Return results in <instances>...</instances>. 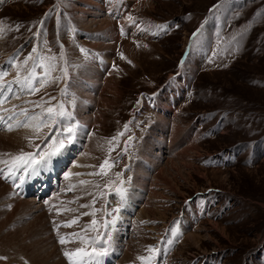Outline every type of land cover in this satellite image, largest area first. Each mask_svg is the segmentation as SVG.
<instances>
[{"label": "rangeland", "instance_id": "1", "mask_svg": "<svg viewBox=\"0 0 264 264\" xmlns=\"http://www.w3.org/2000/svg\"><path fill=\"white\" fill-rule=\"evenodd\" d=\"M122 1L125 20L104 0H0V84L11 89L0 96V161L51 150L67 123L89 127L65 140L46 189L59 156L36 174L0 177V264H38L32 253L55 246L57 264H69L65 250L91 252L98 236L100 264H152L160 239V264H264V0ZM105 62L108 72L84 77ZM33 68L36 92L15 82ZM60 104L74 121L53 125L44 110ZM73 217L59 235L88 244L59 243L54 221Z\"/></svg>", "mask_w": 264, "mask_h": 264}, {"label": "snow or ice", "instance_id": "2", "mask_svg": "<svg viewBox=\"0 0 264 264\" xmlns=\"http://www.w3.org/2000/svg\"><path fill=\"white\" fill-rule=\"evenodd\" d=\"M129 20H132V17H128ZM2 31V29H0ZM123 31V30H122ZM36 49H33V52H35ZM82 51H84L82 49ZM28 59H33L32 56H29ZM45 58L41 57V64L40 67H44L43 61ZM25 64H27V60L24 61ZM7 75L6 72H0V81L3 80L4 76ZM36 73L33 68L32 72L29 73L28 76L24 77L23 79L20 78L19 73L17 74L16 78V83L21 85L22 87H25L29 89L32 92L39 91V88L33 87V81L36 80ZM48 81L45 79H41L39 81L40 87H45L47 85ZM10 87L5 89V87L0 84V96H3L5 91H10ZM6 99V97H5ZM54 99V98H52ZM3 103V100H0V104ZM25 115H27L26 110H22ZM47 113V121H51L53 125L58 124L60 120H65V121H74V117L72 113L66 112L64 109V105L60 104L58 108L56 107H48L44 110ZM11 119V117H9ZM34 119V118H33ZM0 123H6L5 119L3 116H0ZM22 126L27 127L28 125L25 123ZM41 126L47 127L48 124L46 122L41 123V125H37V130ZM8 130H12V125L8 124L7 125ZM82 127V125H79L78 123H67L63 130L59 132V135H53L49 139L46 137V139H49V144L46 145V148H50L51 150H48L47 152L45 151H40L38 154L37 153H31V152H23L21 151L18 155L11 157V161H0V163H4L8 165V170L7 172L3 169L0 168V177L4 178L5 180L8 179H13L15 180L16 178V173L23 168L25 172H28L29 169L31 170V174H36L38 173V168L37 164H39L40 167H46L48 164L51 163L52 159L56 156H59L62 154L63 149L66 147L65 145V140L67 141L68 144H71L74 142V137L76 135V130ZM125 128H127V125H125ZM123 133H120L118 135H122ZM36 147L39 148V145ZM37 156H39V160L37 159ZM111 167L109 165L108 160L106 159L101 165L100 168L101 170L105 169V166ZM103 174L106 175V171H102L101 173H90V175H99ZM70 175V174H68ZM79 175V174H77ZM19 184H15L16 187H20L24 182H25V177L21 175L19 177ZM81 184L87 183V181H81ZM121 191L122 195V190ZM123 198V195H122ZM47 203V201L45 202ZM81 207H88V205H81ZM52 209H54L57 213V215L62 214L63 212H69V211H75L74 209H68L66 207H57L56 205H52ZM95 213H82L81 215H94ZM106 215L108 213H105ZM79 220V217H73L71 220L64 221L62 224H56L54 221L55 228L57 230V233L59 235V229L60 227H72L74 224H77ZM96 220L93 219L91 221L90 225H86L82 231L87 232L90 228H93L94 225H96ZM112 223H115V220L112 221ZM105 228H107V224L104 225ZM93 230H95L93 228ZM173 232L176 230L173 229ZM110 239V235H109ZM75 242H80L82 244H88L89 240L86 239L84 236H81L80 233L78 232H73V233H68L66 235H59V243L61 245H65L68 243H75ZM107 241L104 240L102 241L101 237H96L94 239H91V244L93 245L91 252L87 251L83 247H75L72 250H65L64 255L68 259L69 264H100V259L106 255H108V248L104 247L103 244H106ZM101 244L100 247H95V245ZM149 251L155 252L157 251L156 249L150 248ZM0 259H6L5 257H0ZM142 262L148 261L151 259V257H138Z\"/></svg>", "mask_w": 264, "mask_h": 264}, {"label": "bare ground", "instance_id": "3", "mask_svg": "<svg viewBox=\"0 0 264 264\" xmlns=\"http://www.w3.org/2000/svg\"><path fill=\"white\" fill-rule=\"evenodd\" d=\"M95 19V20H94ZM91 20H94V21H96L97 20V18L96 17H94L93 19H90V21ZM93 21V22H94ZM99 21H101V20H99ZM92 22V21H91ZM103 23V22H102ZM104 23H106V22H104ZM90 65H93L92 67H94V68H87V69H83L82 71H85L83 74H84V77L85 76H88L89 74H91V73H98L99 75L100 74H104L105 72H108L109 71V64L107 63V62H105V63H103L101 66H96V65H94L93 63H90ZM98 67H102L101 69H102V71H101V69L100 68H98ZM104 71V72H103ZM102 72V73H101ZM98 80V79H97ZM96 82V81H95ZM98 82H96V84H97ZM82 90H83V98H94L93 97V94L92 93H87L86 92V88L85 87H82ZM176 94V93H175ZM158 104V106H159V108L160 109H162V111H166V110H164V108H162V105H159L160 104V102L159 103H157ZM161 106V107H160ZM169 108L171 109V107L169 106ZM76 116V115H75ZM88 117L86 118L87 120H84V118H83V121L86 123H89V121H90V118L89 117H91V115H87ZM80 117L82 118V114H80ZM76 119V118H75ZM80 122V125H82V122L81 121H79ZM89 127H88V125L87 124H85V126H83L82 125V127H80V132L82 133V132H86L87 131V129H88ZM20 133V132H19ZM15 135H17V132L16 133H11V134H9V135H5V141H6V143L8 144V145H14V144H17L18 142H19V139H16L15 140V138H16V136ZM21 139V138H20ZM64 160V158H61V156H59V160L57 161L56 160V164H54V166L52 167L53 168V171H55L56 172V166H60L61 165V162ZM60 161V162H59ZM58 169V168H57ZM55 172H53V173H55ZM8 186H7V184H5V183H3L1 180H0V192L1 191H3L4 189H6ZM11 188V187H10ZM6 195V194H5ZM3 196V195H2ZM4 197V196H3ZM3 197H1V198H3ZM21 200L22 199H20L18 202H20L21 203ZM32 200V199H31ZM30 199L29 200H27V201H31ZM15 201V200H14ZM22 201H24L25 202V200H22ZM13 202V201H12ZM32 202V201H31ZM17 204V203H16ZM19 204V203H18ZM23 204V203H22ZM30 205V204H29ZM32 205V204H31ZM20 207V206H19ZM42 217V216H41ZM36 225V224H35ZM190 238L191 239H193V238H195V235H191L190 236ZM56 248V246L53 248V249H55ZM29 249V248H28ZM37 249V248H36ZM48 249V248H47ZM53 249H52V252H47V253H45V254H41L40 253V250H39V254H34V253H32V259H34V261H36L38 264H57V263H59V261H57L56 259H54L55 257H53L54 256V254H56V253H54V252H56V250H54L53 251ZM51 251V250H50ZM44 252V251H43ZM61 262V261H60Z\"/></svg>", "mask_w": 264, "mask_h": 264}, {"label": "crops", "instance_id": "4", "mask_svg": "<svg viewBox=\"0 0 264 264\" xmlns=\"http://www.w3.org/2000/svg\"><path fill=\"white\" fill-rule=\"evenodd\" d=\"M104 2L106 3V5H108L107 6L108 8L106 9V10H108V13H111L113 16H116L118 18H122L125 20V15H123L124 14L123 10H122V8L121 9L119 8V6L123 4L122 0L121 1L120 0H104ZM115 4L117 6V9H114ZM109 8L112 11H110ZM128 8H129L128 9V15H130L129 12L131 11V9H130V7H128ZM135 24H136V21H135Z\"/></svg>", "mask_w": 264, "mask_h": 264}]
</instances>
